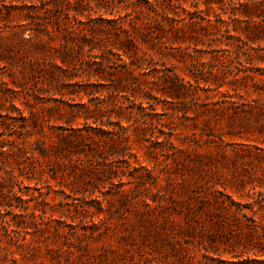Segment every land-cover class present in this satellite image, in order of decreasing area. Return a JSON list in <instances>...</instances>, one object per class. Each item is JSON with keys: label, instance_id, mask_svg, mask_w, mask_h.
Wrapping results in <instances>:
<instances>
[{"label": "trees", "instance_id": "1", "mask_svg": "<svg viewBox=\"0 0 264 264\" xmlns=\"http://www.w3.org/2000/svg\"><path fill=\"white\" fill-rule=\"evenodd\" d=\"M29 20L45 21L33 28L36 41L31 37L29 42L34 53L29 55L28 42L23 41L9 45L6 53L0 51V71L11 65L8 76L14 86L28 84L27 70H45L53 84L68 71L80 69L89 78H98L94 86H107L108 92L83 89L89 104H80L79 111L45 108V114L30 111L27 115L15 103V95H9L15 94L14 86L0 73V262L11 264H19L17 249L31 250L28 235L40 243L37 234L47 230L42 227L46 220L65 223L63 217L55 218L57 204L74 223L83 216L81 229L87 236L100 229L95 217L105 212L97 191L126 199L157 182L154 171L140 162L134 144L155 142L148 148L156 160L165 145L175 146L173 131L166 132L167 125L160 119L155 91L161 92V81L172 84L174 99L184 106L193 99L197 109L200 91L215 92L219 100L211 111L217 113L237 103L232 99L242 79L257 84L263 81L257 76H264L263 65L250 69L253 75L239 77L242 56L264 64V47H253L264 40L260 32L264 31V0H0V34ZM251 50L256 51L255 57ZM153 51L188 62L191 79L185 81L165 63L155 62ZM18 65L20 85L15 77ZM200 110L196 117L203 115ZM215 117L211 115L209 121ZM52 119L63 124L46 135ZM32 125L36 132L29 129ZM34 136L37 139L31 143ZM68 140L71 143L65 145ZM82 178L91 188L77 191L80 203L77 192L72 189L67 195L65 188L70 180ZM26 181L43 186L32 188ZM129 184H134L132 190L126 188ZM51 193L65 196L52 204L47 201ZM93 196L99 204L95 211L87 200ZM228 198L230 203L222 201L223 208L230 211L235 206V212L242 214V205Z\"/></svg>", "mask_w": 264, "mask_h": 264}, {"label": "rangeland", "instance_id": "2", "mask_svg": "<svg viewBox=\"0 0 264 264\" xmlns=\"http://www.w3.org/2000/svg\"><path fill=\"white\" fill-rule=\"evenodd\" d=\"M43 23L44 20H29L21 23V27L2 32L0 51L6 53L4 50L9 45L23 41L28 42L25 49L31 50L28 52L31 55L35 50L29 40L32 37L36 41L35 29ZM260 32L264 35V31ZM41 39L48 41L45 36ZM258 45L264 47V40L256 41L253 47ZM154 54L155 62L165 63L185 81L191 79L188 62ZM251 55L255 57L256 51L251 50ZM263 65L256 59L242 56L239 77L253 75L250 69ZM10 68L7 64L0 73L14 86L8 76ZM18 68L15 77L20 85L19 65ZM27 71L28 84L14 86L15 94L9 93L15 95V103L27 115L30 111L45 114V108L79 111L82 109L80 104H89L83 89L102 91L100 93L104 95L108 92L107 86H94L99 84L98 78H89L80 69L68 71L67 76L53 84L45 70ZM257 77L263 81L257 84L251 79L240 81L239 93L232 99L237 103L232 107L226 105L229 107L226 111L213 113L211 109L216 107L213 103L219 96L215 92L200 91L199 109L205 112L200 117H196L199 109L193 105V99H188V105L184 106L182 100L174 99L177 93L172 84L161 81V92L155 91L160 98V119L167 125L166 132L173 131L175 146L165 145L156 160L149 153L152 148H148L156 146L155 142L134 144L140 162L154 171L157 182L152 186L147 184L148 189L142 186L126 199H120L118 195L103 196L97 191L105 212L95 217L100 229L93 234L89 231L87 236L81 229L83 216L76 218L74 223L68 212L60 210L61 205L57 204L55 218L61 216L65 223H48L46 220L42 227L47 230L37 234L40 243L33 241V235H28L31 250L17 249L19 264H264L261 262L264 260L261 255L264 249V76ZM188 108V114L184 115L183 111ZM213 114L216 117L209 121ZM62 124V121L52 119L45 128L46 135ZM51 125L55 127L51 129ZM29 129L37 131L33 125ZM36 139L37 136L31 138V143ZM63 143L67 145L71 141ZM84 178L70 180L69 188H65L67 195L72 189L77 192L84 187L91 188L85 185ZM25 184L32 188L43 186L42 183L37 185L36 181ZM126 188L132 190L134 184ZM47 190L44 188L43 192ZM31 191L39 195L38 191ZM77 195L78 202L82 203L81 193L77 192ZM64 196L56 197L51 193L47 201L59 203ZM228 197L242 205V214L235 212V206L230 211L223 208L222 201L230 203ZM93 198L87 199L92 205L91 211L99 207ZM70 225H76L75 229ZM12 249L16 250V247Z\"/></svg>", "mask_w": 264, "mask_h": 264}]
</instances>
